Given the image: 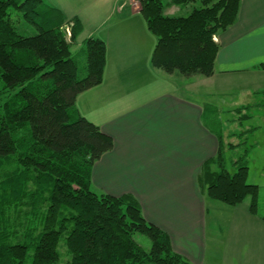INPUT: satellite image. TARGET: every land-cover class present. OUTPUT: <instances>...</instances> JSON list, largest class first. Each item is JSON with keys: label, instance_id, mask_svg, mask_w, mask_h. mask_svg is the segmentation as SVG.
<instances>
[{"label": "trees", "instance_id": "16d2710c", "mask_svg": "<svg viewBox=\"0 0 264 264\" xmlns=\"http://www.w3.org/2000/svg\"><path fill=\"white\" fill-rule=\"evenodd\" d=\"M137 1L157 39L153 68L176 78L215 74V38L235 23L241 0ZM167 1L201 6L168 18ZM83 30L78 17L47 0H0V264H192L146 220L135 197L92 188L93 166L114 141L76 106L78 96L102 84L107 60L106 43L90 37L80 65L72 48ZM245 110L236 111L241 123L252 118ZM252 131L239 133L235 146L218 133V154L202 166L199 183L232 207L249 199L257 215L260 187L248 180ZM231 150L238 154L228 166ZM137 235L151 241L149 250Z\"/></svg>", "mask_w": 264, "mask_h": 264}, {"label": "crops", "instance_id": "0c3cea01", "mask_svg": "<svg viewBox=\"0 0 264 264\" xmlns=\"http://www.w3.org/2000/svg\"><path fill=\"white\" fill-rule=\"evenodd\" d=\"M48 1L67 18L82 21L79 41L90 30L85 39L97 37L106 43L102 84L76 101L81 115L114 141L112 151L93 166L92 187L100 194L135 197L146 220L169 234L174 252L192 264H206L212 258L209 247L214 250L208 243L207 195L199 176L204 163L215 157L218 139L205 124V108L183 96L193 84L153 68L157 39L141 12L132 11L131 0ZM90 19L93 24L88 25ZM129 20L133 28L116 30ZM215 40L220 51L210 78L219 72V77L236 80V85L244 80L241 108L264 96V0H241L237 22ZM88 94L102 107L100 122L83 113L79 100ZM259 144L263 149L264 142ZM247 210L244 221L233 222L241 238L226 246L224 264H264V207L257 215Z\"/></svg>", "mask_w": 264, "mask_h": 264}, {"label": "rangeland", "instance_id": "374dc122", "mask_svg": "<svg viewBox=\"0 0 264 264\" xmlns=\"http://www.w3.org/2000/svg\"><path fill=\"white\" fill-rule=\"evenodd\" d=\"M97 6L99 5L93 6V9H95ZM200 6L201 3L177 7L167 1V4L164 5L163 10L166 17L176 18L182 17V15H187L191 13L196 7ZM112 7L116 9L117 6H111V8ZM131 7L132 11L135 10V12L142 10L141 5L137 0H131ZM87 12L89 13V10ZM239 13L237 15V19L239 17ZM237 19L235 23L237 22ZM91 21L92 19H90V23H88V25L93 24ZM132 22L133 20H129L128 22L124 21L116 27V30H127L128 28H133L134 25L131 24ZM89 32L90 30L84 32L82 39L72 48L73 56L80 60L81 66H85L86 63L85 46L83 40L87 36L86 33L88 34ZM217 73L219 74V72ZM218 74L213 78L195 76L190 79H187L186 77L176 79H181L184 83L193 84L191 88L187 87L186 90H183V96L185 98H189V100L198 102L205 108L206 113L204 121L206 126L211 128V131L216 134L217 139L218 135L222 134L226 145L235 146L236 144H239L242 136H239L238 134H242V132L248 128L254 129V131H252L249 135L251 140L248 142V146H252V152L249 156L250 171L248 180L250 183L260 185L262 191L259 210L262 211L264 207V148L260 149L261 145L259 143L264 142V96L255 97L253 100L250 99L248 104L249 106L243 107L246 109L245 111H248L249 115H252V118L251 120L248 119L246 122L241 123V121H239L240 118L238 119L239 115L236 114L235 109L237 107L241 108L243 98L240 96L246 95L241 92V89L245 85L244 80L243 83L240 81V83L236 85V80L234 81L233 79L221 78ZM89 95L90 94L84 98L81 97L79 100V102L84 106L83 113L96 120V122H100L99 118L103 116L101 114L102 107L97 106L95 96L93 97ZM230 133L237 134V136L232 138L229 136ZM217 150H219V141ZM217 154L218 151L215 157ZM237 154L238 152L232 150L231 152H227L226 159L228 166L231 165V159L235 158ZM215 169H218V166H215ZM94 187L92 188L94 191H96V187ZM236 207L226 205L207 196V220L209 227V231H207L209 235L208 243L209 245H213L214 251L212 252L210 246L208 253L209 256H212V258L209 259L208 257L206 259V264H224L225 262L221 258L226 254L224 252L226 251V246L230 241L241 238L240 230H235L233 222L244 221L246 219V212L248 211L247 208H249V199L247 204H240ZM135 239L144 249L149 250L151 248V241L146 236L137 235ZM253 243L254 241L250 238L248 241L250 255L253 252ZM62 252L65 256V259H67L66 250L62 249ZM252 257L254 256H250L249 258ZM247 264H251V262L248 261Z\"/></svg>", "mask_w": 264, "mask_h": 264}]
</instances>
